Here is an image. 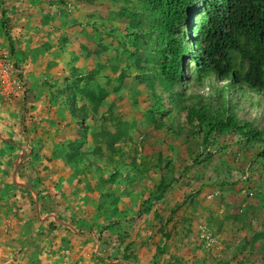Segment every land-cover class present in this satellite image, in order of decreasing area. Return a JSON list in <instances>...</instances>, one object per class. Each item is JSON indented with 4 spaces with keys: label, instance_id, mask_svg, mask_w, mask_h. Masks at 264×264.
I'll return each instance as SVG.
<instances>
[{
    "label": "rangeland",
    "instance_id": "374dc122",
    "mask_svg": "<svg viewBox=\"0 0 264 264\" xmlns=\"http://www.w3.org/2000/svg\"><path fill=\"white\" fill-rule=\"evenodd\" d=\"M144 1L0 0L9 40L16 27L45 34L51 51L35 49L50 59L47 90L61 84L55 115L66 107L74 117L47 128L37 153L28 148L21 180L38 189L27 206H5L0 264H264V160L235 134L205 143L167 97L165 113L151 116L147 81L125 54L128 12ZM13 54L29 81L31 61ZM245 107L250 121L264 111Z\"/></svg>",
    "mask_w": 264,
    "mask_h": 264
},
{
    "label": "trees",
    "instance_id": "16d2710c",
    "mask_svg": "<svg viewBox=\"0 0 264 264\" xmlns=\"http://www.w3.org/2000/svg\"><path fill=\"white\" fill-rule=\"evenodd\" d=\"M128 14L134 49L125 50L127 64L147 81L151 116L165 113L167 97L187 111L205 143L235 134L264 160V111L251 121L239 116L249 110L247 103L264 107V0H145ZM149 42L153 45H147L145 54L141 50ZM205 85L214 93L201 91ZM68 89L78 116L75 84ZM87 129L82 127V139L74 141L77 149Z\"/></svg>",
    "mask_w": 264,
    "mask_h": 264
},
{
    "label": "crops",
    "instance_id": "0c3cea01",
    "mask_svg": "<svg viewBox=\"0 0 264 264\" xmlns=\"http://www.w3.org/2000/svg\"><path fill=\"white\" fill-rule=\"evenodd\" d=\"M3 29V26H0L2 46L11 47V42H13L15 55L21 60H30L31 63L27 68L29 90L26 99L21 100L23 97L20 96L10 105L8 112L0 110V217L4 215L5 206L14 208L20 202L27 206L29 196L35 200L36 193L34 191L38 189L37 184L34 182L29 184L27 179L26 181L21 180L22 168L27 164V158H24L25 154L30 150L28 148L37 153L39 147H42V137L48 134L47 128L52 127L57 130L55 121L59 122L62 118L69 119L70 117V112L66 107L61 109L63 110L60 112L63 113L62 116L55 115L57 109L54 105H60L58 104L59 93L57 90L61 84L52 87L50 91L45 86L44 79L47 78L50 59L42 61L40 59L42 57L37 56L35 47L40 49L42 44L43 48L41 49L48 52L51 51V46L49 43L44 46L42 41L45 34L40 32V27L34 31L28 30L27 27L24 29L16 27L17 34L12 32L10 40ZM36 43L39 46H36ZM13 51L11 52L13 53ZM47 56L50 57V53ZM47 104L49 107L45 108ZM67 113L68 115H66ZM70 118L74 119L73 116ZM30 136L33 137L32 142L29 139ZM23 159H25L24 162H22Z\"/></svg>",
    "mask_w": 264,
    "mask_h": 264
},
{
    "label": "built area",
    "instance_id": "2783aa9c",
    "mask_svg": "<svg viewBox=\"0 0 264 264\" xmlns=\"http://www.w3.org/2000/svg\"><path fill=\"white\" fill-rule=\"evenodd\" d=\"M26 70L17 61L11 50L0 45V100L12 104L20 96L28 92ZM208 246L216 241L209 238Z\"/></svg>",
    "mask_w": 264,
    "mask_h": 264
}]
</instances>
